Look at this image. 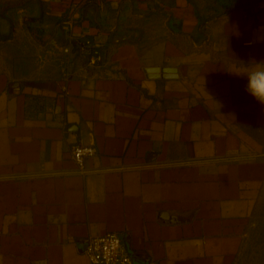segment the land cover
<instances>
[{
    "label": "crops",
    "instance_id": "0c3cea01",
    "mask_svg": "<svg viewBox=\"0 0 264 264\" xmlns=\"http://www.w3.org/2000/svg\"><path fill=\"white\" fill-rule=\"evenodd\" d=\"M255 62L264 0H0V264H92L106 231L130 264H264Z\"/></svg>",
    "mask_w": 264,
    "mask_h": 264
},
{
    "label": "built area",
    "instance_id": "2783aa9c",
    "mask_svg": "<svg viewBox=\"0 0 264 264\" xmlns=\"http://www.w3.org/2000/svg\"><path fill=\"white\" fill-rule=\"evenodd\" d=\"M78 52L85 56L87 66H94L103 61L102 52L92 45L87 38H82L78 43ZM71 59L62 60L65 77L71 72ZM97 149L93 145L74 143L69 147V155L77 165L79 172H84L85 161L94 156ZM86 259L92 264H130V256L127 252L122 237L115 231H106L90 237L83 251Z\"/></svg>",
    "mask_w": 264,
    "mask_h": 264
},
{
    "label": "clouds",
    "instance_id": "9594fccd",
    "mask_svg": "<svg viewBox=\"0 0 264 264\" xmlns=\"http://www.w3.org/2000/svg\"><path fill=\"white\" fill-rule=\"evenodd\" d=\"M246 78L245 90L258 103L264 105V62L254 63L243 74H235Z\"/></svg>",
    "mask_w": 264,
    "mask_h": 264
},
{
    "label": "water",
    "instance_id": "95a60500",
    "mask_svg": "<svg viewBox=\"0 0 264 264\" xmlns=\"http://www.w3.org/2000/svg\"><path fill=\"white\" fill-rule=\"evenodd\" d=\"M143 72L147 78H172L176 77V68L167 66H147L143 68ZM160 216L164 220L171 221L173 218L166 212H160Z\"/></svg>",
    "mask_w": 264,
    "mask_h": 264
}]
</instances>
